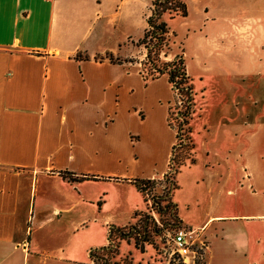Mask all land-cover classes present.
Returning a JSON list of instances; mask_svg holds the SVG:
<instances>
[{
	"label": "crops",
	"instance_id": "crops-1",
	"mask_svg": "<svg viewBox=\"0 0 264 264\" xmlns=\"http://www.w3.org/2000/svg\"><path fill=\"white\" fill-rule=\"evenodd\" d=\"M155 1L0 0V264H82V246L89 257L106 228L145 210L131 181L168 172L174 92L166 76L144 81L136 47ZM183 1L189 15L174 20L196 37L197 70L218 66L224 79L207 99L186 62L216 109L213 123L191 122L196 162L177 177L178 216L206 242L205 264H264V0ZM106 53L135 62L95 60ZM101 184L123 190L111 215Z\"/></svg>",
	"mask_w": 264,
	"mask_h": 264
},
{
	"label": "trees",
	"instance_id": "trees-1",
	"mask_svg": "<svg viewBox=\"0 0 264 264\" xmlns=\"http://www.w3.org/2000/svg\"><path fill=\"white\" fill-rule=\"evenodd\" d=\"M165 15L174 20L176 18L185 19L189 14L183 0H156L150 9L144 38L136 43V47L146 50V58L142 63L144 81H155L166 76L172 86L174 102L169 109L168 124L176 132L177 145L172 150L169 170L162 180H147L146 178L131 181V184L143 197L144 211H147L148 196H151L152 209L156 208L160 221L148 214L149 211L147 213L141 211L134 213L132 221L127 226H111L108 231L109 244L103 248L90 251V264H133L131 255L121 258L120 247L123 243L133 245L137 251L145 254L147 249L157 250V239L167 234L171 235L172 231L175 233L177 228L183 226L178 216L177 205L174 202V194L178 190L176 180L181 170L194 165L196 162L194 160L195 146L192 142L191 122L196 113L195 99L197 95L193 90L192 79L187 73L183 45H179L180 54L175 55L172 60L167 59L169 57L168 52H171V46L177 44L175 34L171 33L172 31L164 21ZM77 59L81 61L91 60L88 55H78ZM95 60L116 65L135 62L133 59L123 60L112 53H106L102 57L95 58ZM179 103L181 106H178ZM60 176L69 183H76L81 180L82 182L98 181L100 179L90 176L77 178L68 172H62ZM159 185L168 186L165 196L153 193ZM165 201L168 204L162 208L161 204ZM163 215L167 217L164 222L161 220Z\"/></svg>",
	"mask_w": 264,
	"mask_h": 264
},
{
	"label": "rangeland",
	"instance_id": "rangeland-1",
	"mask_svg": "<svg viewBox=\"0 0 264 264\" xmlns=\"http://www.w3.org/2000/svg\"><path fill=\"white\" fill-rule=\"evenodd\" d=\"M193 16L194 15L192 13V17ZM182 23H184V21L182 22L179 20L169 21L168 23L170 25L168 26L169 29L170 27L172 28L173 26L176 28L177 33L174 32V34L176 36L175 42L178 44L175 46L174 45L171 46L170 48L171 52L167 51L168 56H170L171 54L173 56L180 54L179 45H183V48L185 50L186 62L188 61L189 66L193 68V72L195 74L200 75L201 77V79L199 78V80L201 81L200 86L204 89V91L207 90L206 94L204 93V95H207V99H210L214 96L213 93L215 89L220 87V85L222 84V81L224 79L222 78L223 73L218 69V66H214L213 68L209 67V70H202L201 72L197 70V60H198L197 47L198 46L196 43V37L195 35H193L192 32H187L189 30L188 28L185 27L187 26V23H185V25ZM193 84H194V80L192 81V86L197 96L195 99L196 113L193 118L194 120L193 126H196L197 129H200V123L202 122L200 118L201 116H203L204 122L208 124L213 123L212 116L216 108L215 106H212V104H215V100L211 99L210 100L211 105L206 106L205 104L207 103V99L205 101H200L199 99L200 95L199 93L195 91V88H194L195 85ZM200 102H204V105H201ZM178 106H181V103H179ZM200 106H202L203 109H200ZM97 188L106 189V192L103 194V196L104 195L105 196L104 197L102 196L103 205L101 209L103 210V212L109 215L113 214L115 212V209L119 205V203H121L122 196L124 195L123 190L117 185H110V184H101V185H98ZM167 190H168L167 185H159L157 186V188L154 190L153 193L165 196ZM133 192L135 193L136 198L141 204L142 202L137 196L136 192L134 190ZM148 200H149L148 208H147V211H144V212L147 213L149 211L148 214L153 216L157 221H160V217L156 213V210H155L156 208L152 209V201H151L150 195L148 196ZM167 204L168 202L165 201L161 204V207L164 208V206H167ZM166 219H167L166 215H163L161 220H163L164 222V220ZM181 227H184V226H181ZM178 229L179 228H177L175 231H177ZM105 230H106V234L104 238H102L100 241L98 240V238H96L95 242H92L94 246H92V248L88 250L89 253L93 249H99V248H103L106 246L104 244L107 243L106 236H107V231H109V228L108 229L106 228ZM173 235H174V231H172L171 235L167 234V235H164L162 238L157 239V244H156L157 250L147 249L145 254L136 253L133 247H128L127 245H121L120 247L121 258L123 259L124 257H128L129 255H131L133 264H185L180 260L181 257H179L174 250V247L171 241V236ZM84 249H85V246H82V260H83L82 264H90L88 254L87 252H85ZM206 257L207 256L205 255L204 258L202 257V259H199V260L197 259L195 264H205ZM189 264H193V263L190 262Z\"/></svg>",
	"mask_w": 264,
	"mask_h": 264
},
{
	"label": "built area",
	"instance_id": "built-area-1",
	"mask_svg": "<svg viewBox=\"0 0 264 264\" xmlns=\"http://www.w3.org/2000/svg\"><path fill=\"white\" fill-rule=\"evenodd\" d=\"M171 241L175 252L185 264L190 262L195 264L197 259H202L206 255L207 244L201 239L200 233L196 230L180 227L171 236Z\"/></svg>",
	"mask_w": 264,
	"mask_h": 264
}]
</instances>
